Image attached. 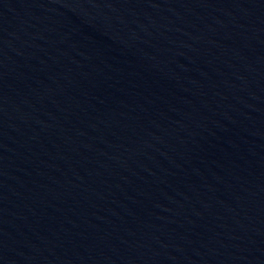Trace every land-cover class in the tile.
<instances>
[{
  "label": "water",
  "instance_id": "95a60500",
  "mask_svg": "<svg viewBox=\"0 0 264 264\" xmlns=\"http://www.w3.org/2000/svg\"><path fill=\"white\" fill-rule=\"evenodd\" d=\"M0 264H264V154L0 4Z\"/></svg>",
  "mask_w": 264,
  "mask_h": 264
}]
</instances>
